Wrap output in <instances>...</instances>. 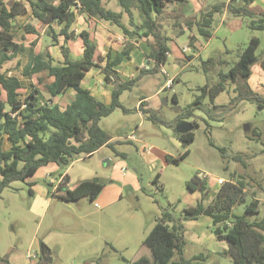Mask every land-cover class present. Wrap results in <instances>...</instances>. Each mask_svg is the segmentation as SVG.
I'll list each match as a JSON object with an SVG mask.
<instances>
[{
    "label": "trees",
    "instance_id": "1",
    "mask_svg": "<svg viewBox=\"0 0 264 264\" xmlns=\"http://www.w3.org/2000/svg\"><path fill=\"white\" fill-rule=\"evenodd\" d=\"M252 1L219 0L202 7L198 12L186 15L185 12L192 9L188 0H117L120 11L106 6L104 0H0V87L5 92V101L0 100V196L3 189L13 181H25L39 167L49 162H56L60 167L66 168L81 154H90L103 145H111L110 136L99 126V120L117 108L127 111L120 102L121 94L131 89L141 76L158 73L165 65L169 53V36L165 27L175 36L183 34L184 28L195 29L199 36L207 40L213 35L215 16L226 11L233 16L248 19L250 29L264 30V12L251 8ZM28 9L33 18L49 26L47 34L52 32L50 36L53 42H56L57 35L63 36L64 41L75 37V32L70 30V27L75 20L76 11L117 26L126 40L121 49L113 53L108 51L105 56L96 55V45L88 31L81 30L78 34L84 46L81 57L72 59L69 49L61 45L63 64L55 65L47 49L37 53L28 51L25 44L15 40L19 30L24 33H37L32 24H20L16 20L18 15L27 13ZM124 14L127 16V23L122 20ZM53 24L59 26L57 32L53 29ZM142 37L147 38L151 64L147 68H141L135 77L123 80L113 67L129 56L134 42ZM193 42L194 37L189 36L188 45L192 48ZM258 45L259 38L252 36L228 70L219 68L216 71L218 82L199 86L200 93L195 95L193 101L180 110L173 120L159 117L158 111L145 106L142 100L138 105L139 110L152 123L164 124L171 128L178 120L194 116L195 110L203 111L208 119H212L210 110L218 106L215 104L217 95L226 90L227 81L239 80L240 83L234 89V98L251 100L257 109H263L264 94L252 91L247 82L251 75V64L258 59ZM23 51H26L27 61L21 69L22 75L46 72L52 77V81L46 84L49 97L62 95L69 88L74 90L72 101L63 109L50 99L39 103L40 90L35 86H31L25 95H21L20 79L7 75L2 70L6 62L24 54ZM199 59L204 71L207 67L225 63L213 56L206 60ZM103 61L104 64L101 65ZM259 63L264 69V52ZM93 67L99 68L104 74V81L112 85L109 105L96 99L81 85L85 73ZM205 98H208L206 106ZM172 100L177 103L176 97ZM14 112L16 115L12 117L11 113ZM208 119L203 118L207 126L208 143L225 154L226 148L216 145L211 139V124ZM190 122V130L182 133L175 131V135L184 145L190 144L195 137L193 127L197 122ZM262 133L264 134L254 131L253 139H259ZM3 136L10 143L8 149L1 146ZM115 153L119 155L118 152ZM188 153L189 150L185 149L177 157L167 156V160L178 164ZM231 156L243 167L247 166L241 153L236 152ZM234 177L233 172L228 180L222 182L207 205L203 204L200 197L194 205L185 207L179 216H175L172 205L161 206L160 216L156 217L155 224L137 248L130 264H203L202 254L191 258H185L183 255L186 242L183 221L196 219L200 215L211 218L212 233L218 240L226 241L225 252L235 264H264V215L261 218H248L232 211L234 205L244 201L246 194L244 176ZM62 179L66 180L67 175ZM152 181L158 183L159 174H156ZM186 186L189 190H199L202 195L207 188V180L195 173L186 182ZM101 188V182L87 179L72 189L62 186L54 194L64 201L77 200L83 196L92 200ZM258 207L259 199L253 195L245 207V212L257 214ZM51 258L52 249L40 241L38 262L35 264H51Z\"/></svg>",
    "mask_w": 264,
    "mask_h": 264
},
{
    "label": "rangeland",
    "instance_id": "2",
    "mask_svg": "<svg viewBox=\"0 0 264 264\" xmlns=\"http://www.w3.org/2000/svg\"><path fill=\"white\" fill-rule=\"evenodd\" d=\"M216 1L219 0H205V5L213 4ZM104 2L106 6L116 11L121 10L117 0H104ZM224 14H226L224 15V23L221 22L223 14L215 16L213 34L215 32L216 35L211 37L210 44L214 50L210 54L216 58L218 55L222 56L221 52L228 49L229 55L227 54V56L223 52L226 62L219 66L207 67L205 71L200 65L199 58L193 57L181 62L174 58L173 49L176 48V45H182L187 37L182 34L174 37L173 32L165 27L166 31L170 33L171 51L164 68L169 75L175 74L177 77L171 86L161 88L151 98L152 105L159 108V117L166 120L176 118L180 110L182 111L188 106L195 95L200 93L199 86L205 83L215 84L218 82L216 71L219 68H222L223 71L228 70L229 66L237 59L238 52L243 49L253 35L260 39L256 55L262 56L264 31L247 27L245 22L248 19H241L226 11ZM33 20L30 24L33 23L41 31L37 34L38 36L33 34L22 35L18 31L15 40L25 44L24 46L28 51L37 52L45 44L43 39L46 29L43 26L40 27L35 19ZM122 20L127 23L125 14L122 16ZM95 25L98 27V33L104 34V37L111 42L118 43V36L123 35L117 26L107 21L97 19ZM73 27L74 31H80L82 23L79 21ZM54 28L58 30L57 25H54ZM225 30L230 31L228 32L229 36H225ZM71 43L73 52H76L78 43L75 40ZM51 49L53 54H60L59 46H52ZM23 53L18 55V57L21 56V61L27 60L26 51ZM16 62V58L6 62L4 71L20 74L19 63ZM255 65L256 63L251 65L253 71L256 69ZM25 82L36 85L40 89V102L43 103L48 100L46 90L48 79L44 73L34 74ZM163 83L161 70L158 73H147L141 76L131 89L125 90L120 96L121 104L128 110L123 111L117 108L99 120V126L111 136L124 135L136 126L137 128L131 132L136 140L114 138L111 140V145L105 146L99 151V154L79 159L72 167L71 182H74L78 177L99 176L101 169L94 164L100 157H103L101 154L111 156L114 162L124 161L126 169L132 171L135 167L138 168L139 189L136 190L138 197L133 196L135 193L133 195L128 193L130 188L127 187L124 190V197L117 205L104 209L96 207L89 197L86 198L82 206L75 202L59 200L54 193L62 187L60 186L59 173L64 168L60 166L55 171H49L47 176L36 175L33 177V174L25 181H13L3 189L0 196V251L6 249L4 245L9 236L14 240L13 242L17 243L18 240L24 251H26L31 238L37 236L43 241L45 239L52 249V264H69L77 261H82V264H130L134 253L155 224L157 217L151 209L144 207L143 202L140 204L139 201L144 198V192L153 193V197L161 206L172 205L175 216H179L185 207L194 205L196 202L195 199L191 198L190 195L192 194L186 186V182L195 173L204 175L206 180L212 184L219 177L229 179L233 172L235 173L234 178L243 175L248 184L245 199L243 202L234 205L232 211L235 214H244L248 218H253V214L245 212V207L254 195L252 191H255L264 201V190L263 192L259 190L252 180L257 178V174L259 179L264 182V151L258 153L264 147V134L262 133L257 140L253 139L252 134L254 131L264 132V108L257 109L255 103L248 99H235L236 91L234 89L240 80L239 82L227 81L226 90L220 92L215 99V104L218 106L210 110L212 119H208L203 111L195 110L193 116L197 122L193 127L195 137L189 144L187 157L178 164L171 163L165 168L158 164L157 169L162 172V175L159 182L155 184L149 180L153 172H151L149 165L144 163L143 154L139 150L140 147L151 144L166 147L174 153L176 147L168 141L166 133L161 129V124L152 123L146 116H141L142 113L137 103L141 96L152 95ZM173 94H176L177 103L172 100ZM0 99H5V92L1 87ZM204 103L206 106L208 98L204 99ZM203 118H207L211 124V139L216 145L226 148L225 154L208 143L207 126ZM126 123L129 126L124 131ZM244 125H248L249 130L245 131ZM171 134L173 135V131ZM115 152H118L119 155ZM236 152L241 153L247 164L246 167L232 159L231 155ZM82 164L88 167L85 172L82 170L86 176L80 171L78 172ZM111 168L112 166H110ZM105 179L110 180L111 177L106 174ZM40 187L47 189L49 195L55 199L47 205L44 211L39 212L37 205L41 198L37 191L40 190ZM259 209L260 211L264 210V202H261ZM183 224L186 241L184 257L190 258L198 253L206 254L209 251L208 247L193 241L192 234L198 231L201 236L212 235L210 217L200 215L197 219L183 221ZM214 243L217 247L225 246L224 243L216 240ZM209 259L216 261L217 264H235L229 257L228 259L225 258L224 255L223 257L209 255ZM0 264L4 263L0 262ZM203 264L213 263L206 258Z\"/></svg>",
    "mask_w": 264,
    "mask_h": 264
},
{
    "label": "crops",
    "instance_id": "3",
    "mask_svg": "<svg viewBox=\"0 0 264 264\" xmlns=\"http://www.w3.org/2000/svg\"><path fill=\"white\" fill-rule=\"evenodd\" d=\"M189 5L192 7V9L188 10L185 12L186 15H190L193 14L195 12H198L202 7L206 6L205 5V0H188ZM250 7L253 8L255 11H262L264 12V0H253L252 3L250 4ZM225 12H223V18H222V23H224V14ZM241 18V17H239ZM26 21H25V20ZM31 14H30V9H28L27 13L23 14V15H18L16 17V20L18 21V23L20 24H25V23H30L31 21H34ZM241 19H246V18H241ZM40 27H44L45 30V38L43 39L45 44H43V48L41 50H43L44 48L47 49L49 51V54L52 57V62L55 65H60L63 64V56L61 54V49H60V54H53L52 52V46H60L64 45L69 49V56L72 59H77L79 57H81L82 53H83V41L81 39V37L78 35L79 32L81 30H86L89 33L90 38L93 40V42L96 45V55H101V56H105V54L110 51V52H115L116 50L121 49L122 47V43L126 40V38L123 35H119L122 39L118 36V43H114L111 42V40L107 39L106 37H104V34L102 33H98V27H96L95 23L97 21V19L95 17H91L89 15H87L86 13H82L79 11H76L75 14V20L72 23L70 30L74 31V24H76L77 22L80 21V23H82V28L80 29V31H74L75 32V37L72 39H68L66 41H64L63 36L61 35H57L56 37V42L51 41L52 40V32L49 33L50 35L47 34V31L50 30L49 26L46 24L41 23L39 20L35 19ZM25 21V22H24ZM36 22V23H37ZM245 24L248 27V21L245 22ZM32 25L34 26V24L32 23ZM53 24L52 27L53 29L57 32L59 30V26H58V30H56L54 28ZM36 28V26H34ZM168 28V27H166ZM165 28V30H167ZM37 33H23L22 30H19V32L22 33V35H29V34H33L38 36L37 34L39 32H41L39 29H37ZM43 31V30H42ZM264 31V30H262ZM229 30H225V36H229ZM166 33L169 36L168 39V47H169V53L167 54V59L170 57V33H168L166 31ZM182 35H185L187 38L185 39V41L182 43V45L178 46L176 45V48L173 49L174 55H175V59L177 61H183V60H187L193 57L196 58H201L202 60H206L209 57L213 56L210 54L211 51L214 50V47L210 44L212 41V38L204 40L201 36H199L195 29L193 30H188L186 28H184V32ZM216 35V33L214 32L213 36ZM189 36H193L194 37V42H193V48L190 47L188 45L189 42ZM211 36V37H213ZM255 36V35H253ZM177 37V36H174ZM252 37V36H251ZM250 37V38H251ZM258 37V36H257ZM172 38V36H171ZM249 38V39H250ZM259 38V37H258ZM148 39H150V37H148ZM74 40L78 43V50L76 52H73L72 50V46H71V42H74ZM249 41V40H248ZM260 42V39H259ZM247 44V43H246ZM185 47H187L188 50H186V52L183 50ZM245 47V46H244ZM173 48V46H172ZM40 50V51H41ZM39 50L37 52H40ZM184 51V52H183ZM36 52V53H37ZM150 52V47L147 43V38L146 37H142L140 39H138L137 42H134V46L131 48L130 52H129V56L127 58H124L119 64L115 65L113 68L117 71L118 75L120 78H122L123 80H128L132 77H135L136 75H138L139 70L141 68H147L150 64H151V60L148 58ZM226 55H229V50L225 49L223 51ZM223 52H221L222 56H217L216 58L219 60H223V63L226 62V58L223 57ZM240 52V51H239ZM238 52V53H239ZM264 52V51H263ZM223 53V54H222ZM220 54V53H218ZM227 55V56H228ZM263 55V53H262ZM226 56V57H227ZM238 56V54H237ZM214 57V56H213ZM262 57V56H261ZM261 57L257 56V60L253 63H256L255 67L256 69L251 68V75L249 76L247 82L248 85L250 87V89L256 93H259L261 95L264 94V69L261 68L260 63H259V59ZM21 56L16 58V61L19 63V67H20V74L18 73H12V72H5L4 71V65L2 67V70L7 74V75H14L17 76L20 81L22 82V87L19 89V92L21 93V95H25L29 89L31 88V86H35L33 84L27 83L25 82L28 78H31L32 75L29 76H24L21 73V69L23 67V65L25 64V62L27 60H20ZM175 60V61H176ZM16 62V63H17ZM252 63V64H253ZM104 64V61L101 62V65ZM251 64V65H252ZM162 70L165 71V73H162ZM39 73H44L47 76L48 79V83H50L52 81V77L48 76L46 74V72H39ZM161 73L163 76V84L161 85L160 88H158V90H156L152 95H147V96H141L139 101H138V105L140 103V101L142 100V102L145 104V106H147L150 109L156 110L158 111L159 108L157 106L152 105L151 103V98L154 96V94L158 93L160 91L161 88L163 87H167V86H171L172 82L176 79V75L172 74L169 75L168 71L164 68V66L161 68ZM38 74V73H35ZM104 74L102 73V71L99 68L93 67L91 69H89L86 73L84 78L81 81V85L84 88H87L90 93L99 101H101L102 103H104L105 105H109L110 101H111V89H112V85L110 83H106L103 79ZM141 78V77H140ZM38 88V87H37ZM40 90V89H39ZM40 94V93H39ZM20 95V97H22ZM74 97V90L69 88L67 89V91H65V93H63L62 95H58V96H53V97H49L48 95V100L50 99V101L52 103H56L59 105V107L61 109H63L70 101H72ZM176 97V94L172 95V99ZM177 98V97H176ZM1 100V99H0ZM1 101H5L1 100ZM39 103L40 100H38ZM141 112V111H140ZM141 114V113H140ZM195 114V112H194ZM143 114H141L142 116ZM197 115V114H196ZM143 117V116H142ZM172 119H167V120H173ZM166 120V119H165ZM192 120H195L192 117L189 118H182L179 121H187L190 122ZM176 122V123H177ZM175 123V124H176ZM191 123V122H190ZM162 126V130L164 131V133H166L167 135V139L168 141L173 144L176 147V151L175 153L170 151L168 148L166 147H161V146H156V145H151L148 144L146 146L140 147V151L143 154L144 157V163L148 164L151 172H153V175H150L151 177H149L150 182H153V178L155 177L156 174H159V179L162 175V172L157 169L158 164H161V166L163 168L167 167V165L171 164L172 162H169L167 160V156H172V157H177L180 153H182L185 149L189 150V144L188 145H184L175 135V129L174 127L171 128L167 125L161 124ZM129 124L126 123L124 125V131L128 128ZM137 127L135 126V128L132 130L134 131ZM130 131L129 133H125L124 135L118 136V135H114V136H110V140L109 142H111L112 139L114 138H124L130 141H134L136 140V138L133 135V138H129V136L132 134ZM171 131H173V135L171 134ZM1 146L3 149H8L10 147V143L9 141L6 139L5 136L2 137L1 139ZM105 146L107 145H103L101 146L98 150L90 153V154H81L79 156V158H77L76 160L72 161L66 168H64L63 171H61L59 173V181L60 184L62 183L64 188H74L78 183H80L83 180H87V179H95L96 181H99L102 183V188L99 191V193L95 196L94 199H92V202L94 203V205L98 208H108L110 206L113 205H117L119 203V201L122 199V197H124V190L125 188H130V190L128 191V193H131L132 195L135 193V195L133 196H137L136 194V190L139 189V185H138V176H137V171L138 168L135 167L134 169L129 170L126 169L125 166V162L124 161H115L114 159L109 156V155H104L101 154L103 157H100L97 161H95V166L96 167H100V171L99 172V176H92V177H78L77 179H75L74 182H71L72 180V167L75 164L76 161H79V159H85V157L87 156H94L96 154H99V151L101 149H103ZM264 151V148L260 149L258 151V153H261ZM189 154V153H188ZM187 157V156H186ZM185 157V158H186ZM110 166H112V168L110 169ZM59 168V165L56 162H49L46 165H43L41 167H39L36 172L34 173L33 177H35L36 175H43V176H47L48 173H50L49 171H55ZM227 168V167H225ZM88 169V167L85 164H82L78 170V172L80 171L81 173L85 172V170ZM110 169V171L108 172V170ZM83 170V172H82ZM107 171V172H106ZM256 172V170H255ZM108 174V177H111L110 180H106L105 179V175ZM67 175V179L63 180L62 178ZM84 176L85 173H83ZM200 176L204 177V175L200 174ZM257 178L252 179L255 184L258 186L259 190H261L263 192L264 190V182L262 179H259L258 175L256 174ZM28 179V178H27ZM219 180H222L221 182H219ZM228 180L227 178H223V177H219L217 178V181L215 183H211L209 182V180L207 181V188L205 190V192L201 195L199 190H190L191 194V198L195 199L196 201L201 197L202 198V202L204 205H207L208 203L211 202L212 198L215 196V194L217 193V191L219 190L221 184L223 181ZM245 181V179H244ZM245 191L247 189V181H245ZM60 189H57V191H59ZM254 196L257 197L259 199V205L261 204V202L263 203L264 201L261 200V198L255 193V191H252ZM38 196L41 198V200L39 201L38 205H37V210L40 211H44V209L47 207L48 204H50V202L55 199L52 198L51 195H49V191L47 189H45L44 187H40V190L37 191ZM88 196H83L77 200H73V201H66V202H75L77 205L82 206L83 203L86 201V198ZM59 200H62L60 198H57ZM90 199V198H89ZM91 200V199H90ZM64 201V200H63ZM140 204L141 202H143V205L146 209H151V211L153 213H156V216L159 217L161 214V205L158 204V202L156 201V199L153 197V193H151L150 191H145L144 192V198L140 199ZM143 207V208H144ZM259 209V207H258ZM253 218L258 217L261 218L264 215V210L260 211L257 214H253ZM84 216V215H83ZM80 217H82L80 215ZM199 217V216H198ZM197 217V218H198ZM196 218V219H197ZM211 219V218H210ZM194 220V219H191ZM212 232V230H211ZM183 235H185V227H184V233ZM213 235V236H212ZM212 235L209 236H204V235H200V233L197 231V233L192 234V239L193 241H196L198 243L204 244L208 247V252L206 254L203 253H198L195 255H203V262L205 261V259L207 258L210 262H212L213 264H217L216 261H212L209 259V255H214L217 257H223V255L225 256V258L228 259V255L226 254V249H227V243L225 240H218L214 234L212 233ZM185 238V236H184ZM19 239V238H18ZM214 240L222 242L225 244V246L222 247H217L214 243ZM14 240L9 236L7 241L5 242L4 248H6L4 251H0V262L4 263V264H35L36 262H38V254H39V248H40V241H43V239H39L37 236H33L31 238V240L28 243V247L27 249H25L26 251H24V249L22 247H20L19 241L17 240L16 242H13ZM48 246L49 244L47 243V241L44 239V241ZM50 247V246H49ZM185 247V246H184ZM184 252V250H183ZM34 256V257H31ZM194 256V255H193ZM192 257V256H191ZM190 257V258H191ZM42 264V263H39ZM52 264V263H51ZM69 264H82V261H77L76 263H69Z\"/></svg>",
    "mask_w": 264,
    "mask_h": 264
},
{
    "label": "water",
    "instance_id": "4",
    "mask_svg": "<svg viewBox=\"0 0 264 264\" xmlns=\"http://www.w3.org/2000/svg\"><path fill=\"white\" fill-rule=\"evenodd\" d=\"M192 127L191 123L190 122H187V121H179L175 124L174 126V129L177 131V132H186L188 130H190ZM244 130L247 131L249 130V126L248 125H244Z\"/></svg>",
    "mask_w": 264,
    "mask_h": 264
},
{
    "label": "built area",
    "instance_id": "5",
    "mask_svg": "<svg viewBox=\"0 0 264 264\" xmlns=\"http://www.w3.org/2000/svg\"><path fill=\"white\" fill-rule=\"evenodd\" d=\"M185 50H188L187 47L184 48V51H185ZM162 73H165V71L162 70ZM15 115H16L15 112H14V113H11V116H12V117H14ZM129 138H133V134H131V135L129 136ZM221 181H222V180H219V182H221ZM31 257H34V256H31Z\"/></svg>",
    "mask_w": 264,
    "mask_h": 264
}]
</instances>
